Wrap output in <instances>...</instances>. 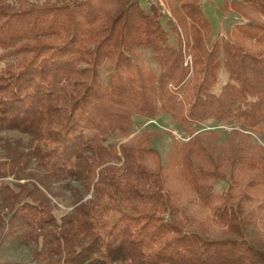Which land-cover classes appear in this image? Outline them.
I'll list each match as a JSON object with an SVG mask.
<instances>
[{
    "label": "trees",
    "instance_id": "16d2710c",
    "mask_svg": "<svg viewBox=\"0 0 264 264\" xmlns=\"http://www.w3.org/2000/svg\"><path fill=\"white\" fill-rule=\"evenodd\" d=\"M242 1L264 14V0ZM181 7V22L207 37L201 0ZM162 16L140 0H0V246L30 250L29 261L0 264H264V146L255 137L264 131V30L242 28L245 37L211 50L197 35L191 93ZM222 64L229 79L215 93ZM156 118L187 132L205 120L239 126L221 146L218 130L198 131L165 165L152 145L164 132ZM149 119L158 123L119 139ZM190 195L207 214L197 226L184 220ZM208 211L225 218L221 233Z\"/></svg>",
    "mask_w": 264,
    "mask_h": 264
},
{
    "label": "rangeland",
    "instance_id": "374dc122",
    "mask_svg": "<svg viewBox=\"0 0 264 264\" xmlns=\"http://www.w3.org/2000/svg\"><path fill=\"white\" fill-rule=\"evenodd\" d=\"M183 0H153L148 2L146 0H140V3L144 4V8L146 11H149L151 6L155 7L162 16V23L163 25L169 29V39L168 42L175 46H179L183 53L184 57V65L188 69L187 75V83H190L189 88L185 86V89L191 90V93H194L196 86V65L194 62V52L198 50L199 45L196 42V36L199 35V40L202 38V45L206 47V49L211 50L215 42L218 41L222 43L224 40H231V41H239V39L245 37V35L241 32L242 28H248L251 26L254 30L258 31L261 34L264 30V14L257 10L255 7L247 4H243L242 0H201L202 7L205 11V14L210 19V31L209 35L204 38V30L200 29L197 33L192 31L190 28V22L184 25L181 20L178 18L177 13H182L181 3ZM170 22V23H169ZM174 26L176 29H172L171 27ZM207 31V30H206ZM258 38V37H257ZM245 39V38H244ZM255 39V38H254ZM259 39V38H258ZM257 41V40H256ZM254 40V44H257ZM260 43V40H258ZM197 45V47H196ZM142 51L140 58L146 57L147 60L151 63V65L156 69L159 70L158 63H156L152 57V54L146 47H141L139 49ZM1 54V49H0ZM204 56V53H201ZM222 57V56H221ZM205 60V59H203ZM6 60L0 59V70L5 66ZM113 71V65L110 61H105L104 64L100 67V74L102 80L105 83H108L109 76ZM217 71V82L212 87V91L218 93L221 90L223 84H225L228 79L229 75L227 69L224 64H222L219 68L216 69ZM205 77L204 73L200 74L199 82H201ZM195 79V80H194ZM179 96L181 98L184 97V90L179 91ZM159 122V128L163 129L164 132H159L155 134L152 140V145L155 146L160 153L161 161L163 164L167 165L169 162V154L170 150L173 145H176V149H184L187 143L198 134V131L201 130H218L220 133L218 136L217 146L227 145L230 141L228 133L233 129L234 126L238 127L239 123L236 122H227V123H220V126H215L213 124V120H205L199 122L194 128L192 132H187L182 130L175 122H173L170 118H156ZM218 123V124H219ZM161 124V125H160ZM144 123L141 125H135L131 132L126 135L125 137H121V141L131 140L136 137L138 134L141 133L142 128H144ZM153 128L151 125L147 126V129ZM157 127V126H154ZM202 128V129H201ZM195 130V131H194ZM228 131V132H227ZM19 133L12 131V132H5L3 135L8 138L16 137ZM255 134V133H253ZM256 139L264 146V131L261 134H255ZM117 139V137H116ZM4 141L5 139H0V157H2L4 153ZM209 146V145H208ZM264 156V152H263ZM227 187V181L220 180L216 186L215 191H222L223 188ZM54 189L58 190L59 185H55ZM83 195L86 197L90 196V194L86 193V190H82ZM236 193V192H235ZM67 196L63 204H68V202L73 199L72 194L70 191L66 192ZM195 196V195H194ZM193 195L189 196V200L185 201L186 206V218L184 220L187 222H191V226H197V223L201 222V220L206 219L205 217L207 214L202 212V208L198 204V199L196 196ZM238 196H235L236 199ZM201 203V202H200ZM60 206L63 210H67L69 208L62 205V202H59ZM198 207L200 209H198ZM229 209L234 208L233 204L229 202L226 206ZM6 211V210H4ZM4 211L1 214H4ZM62 211L59 210V213ZM210 214V218L216 216V214L208 211ZM217 217V216H216ZM218 218V222H212L210 225V229H214L215 231L224 230L226 228L225 218H222L221 221ZM228 222V219H227ZM190 225V223H189ZM260 227V224H259ZM258 230V229H256ZM262 232L264 231L263 228L260 229ZM259 231V230H258ZM1 234V228H0ZM264 235V234H263ZM2 245V244H1ZM0 258L1 259H20L29 261L30 260V250L27 246H13L10 243L4 244L0 246Z\"/></svg>",
    "mask_w": 264,
    "mask_h": 264
},
{
    "label": "built area",
    "instance_id": "2783aa9c",
    "mask_svg": "<svg viewBox=\"0 0 264 264\" xmlns=\"http://www.w3.org/2000/svg\"><path fill=\"white\" fill-rule=\"evenodd\" d=\"M148 2H151L153 0H146ZM149 123H158L155 119H149L148 121H146L144 124V126L148 125Z\"/></svg>",
    "mask_w": 264,
    "mask_h": 264
}]
</instances>
